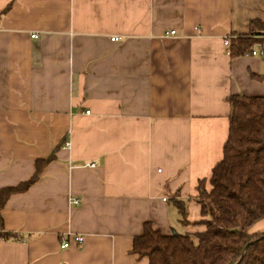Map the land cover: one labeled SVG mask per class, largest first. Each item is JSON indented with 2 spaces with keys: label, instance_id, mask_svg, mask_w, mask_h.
<instances>
[{
  "label": "crops",
  "instance_id": "0c3cea01",
  "mask_svg": "<svg viewBox=\"0 0 264 264\" xmlns=\"http://www.w3.org/2000/svg\"><path fill=\"white\" fill-rule=\"evenodd\" d=\"M252 20L264 0H0V191L54 155L2 210L19 239L0 264H149L132 251L146 223L204 232L198 186L223 159L228 99L264 97V56L224 44ZM72 235L83 244L62 249Z\"/></svg>",
  "mask_w": 264,
  "mask_h": 264
},
{
  "label": "trees",
  "instance_id": "16d2710c",
  "mask_svg": "<svg viewBox=\"0 0 264 264\" xmlns=\"http://www.w3.org/2000/svg\"><path fill=\"white\" fill-rule=\"evenodd\" d=\"M256 46H264V22L260 20L251 21L249 35L231 37L229 55L243 57ZM252 77L264 80V74ZM228 101L232 110L223 159L209 180H202L198 186L197 202L207 218L202 222L206 230L165 235L146 223L143 234L135 237L132 251L147 258L149 264H264V233L250 234L253 225L264 219V97L236 94ZM53 159L51 155L39 160L29 182L0 191L2 227V210L8 198L27 191ZM175 206L181 223L189 224L186 203L176 200ZM17 239V234L0 232V241Z\"/></svg>",
  "mask_w": 264,
  "mask_h": 264
},
{
  "label": "built area",
  "instance_id": "2783aa9c",
  "mask_svg": "<svg viewBox=\"0 0 264 264\" xmlns=\"http://www.w3.org/2000/svg\"><path fill=\"white\" fill-rule=\"evenodd\" d=\"M175 31H171L169 32V35H175ZM166 35H168V33H166ZM33 37H37V35H34ZM112 41H119V38L118 37H114L112 38ZM229 43H230V38H226L224 40V44L226 46H229ZM257 55H261V56H264V51L261 50V51H258V50H252V52H249L247 53L245 56H257ZM68 147L70 146L69 143L66 144ZM94 166V164H93ZM166 200V199H165ZM71 203L73 205H77L79 204V200L78 199H74V198H71ZM73 241L79 245L83 244L84 242V237L83 236H80V235H72L70 236V239L69 240H63L62 244H61V248L62 249H66L70 246V242Z\"/></svg>",
  "mask_w": 264,
  "mask_h": 264
},
{
  "label": "rangeland",
  "instance_id": "374dc122",
  "mask_svg": "<svg viewBox=\"0 0 264 264\" xmlns=\"http://www.w3.org/2000/svg\"><path fill=\"white\" fill-rule=\"evenodd\" d=\"M179 228H182L181 226Z\"/></svg>",
  "mask_w": 264,
  "mask_h": 264
}]
</instances>
